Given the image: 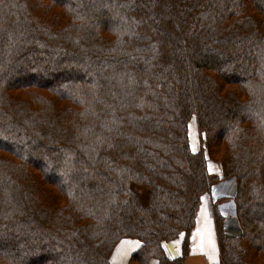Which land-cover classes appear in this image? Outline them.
I'll return each mask as SVG.
<instances>
[{
    "label": "trees",
    "instance_id": "trees-1",
    "mask_svg": "<svg viewBox=\"0 0 264 264\" xmlns=\"http://www.w3.org/2000/svg\"><path fill=\"white\" fill-rule=\"evenodd\" d=\"M229 179L219 264H264V0H0V264H186Z\"/></svg>",
    "mask_w": 264,
    "mask_h": 264
},
{
    "label": "crops",
    "instance_id": "crops-1",
    "mask_svg": "<svg viewBox=\"0 0 264 264\" xmlns=\"http://www.w3.org/2000/svg\"><path fill=\"white\" fill-rule=\"evenodd\" d=\"M218 186L219 185H215L213 188L217 187L215 190V195H217L219 198L227 197L235 192V184H233L232 181L229 186L220 185L219 188ZM216 198L212 193L209 198L207 197L206 205L210 207L209 202L211 204V201ZM206 205H204V199H202V204L197 216V224L190 232V251L186 259V264H219V250L213 213L211 211V207L208 209V207L206 208ZM224 212L227 213L225 221L226 236L228 238H234L241 235V229L238 220L232 213L231 208L227 206ZM199 217L204 220L200 221L201 218ZM210 222H213L214 230L212 229V226H210ZM182 238L183 235L175 242H163V249L165 250L169 259L174 260L181 256ZM141 246L142 244L137 240H122L116 246L111 255V264H130L131 256L136 251H138ZM149 264H157V262L151 261Z\"/></svg>",
    "mask_w": 264,
    "mask_h": 264
},
{
    "label": "rangeland",
    "instance_id": "rangeland-1",
    "mask_svg": "<svg viewBox=\"0 0 264 264\" xmlns=\"http://www.w3.org/2000/svg\"><path fill=\"white\" fill-rule=\"evenodd\" d=\"M189 138H190V143H191V147H192V149H193V151H195V152H197V151H199L200 150V147L202 146V144H203V137L201 136V134L199 133V131H198V128H197V126H196V124H195V122L192 120L191 122H190V124H189ZM209 165H210V167H209V169H210V171H211V173H217V174H220L221 175V165H220V163H215V162H213V161H210L209 160ZM231 181L233 182V184H236V182H235V180L234 179H229V180H225V181H220L218 184H216V185H223V186H225V185H227V186H229V184L231 183ZM219 186H218V188H219ZM132 188H133V190L136 192V194L138 195V197H139V200H140V203L143 205V206H147L148 205V199H149V189L148 188H146V187H143V186H138V185H132ZM216 188L217 187H215V188H213V190H212V193H213V196L216 198V199H214V200H212L211 201V204H210V202H209V206L211 207L212 206V203H214L219 197L217 196V195H215V190H216ZM234 192L232 193V194H230L229 196H227L228 198H229V200L230 199H232L233 197H234ZM209 196H210V194H208L207 196H205V198L203 197V199H204V205H206V200H207V197L209 198ZM225 198V197H224ZM225 204V205H224ZM232 205V201H226V202H224V203H221L220 204V210H221V213H222V215L223 216H227V213L226 212H224L225 211V209H226V207L227 206H231ZM208 206L206 205V208H207ZM210 207H208V209L210 208ZM205 208V207H204ZM204 210V209H203ZM211 213V212H210ZM199 218H201V217H199ZM231 218V217H230ZM201 220H204V219H200V221ZM210 226H212V229L214 230V224H213V222H210ZM208 228H209V226H208ZM119 244V243H118ZM116 248V247H115ZM115 248H114V250H115ZM113 250V251H114ZM113 253V252H112Z\"/></svg>",
    "mask_w": 264,
    "mask_h": 264
},
{
    "label": "bare ground",
    "instance_id": "bare-ground-1",
    "mask_svg": "<svg viewBox=\"0 0 264 264\" xmlns=\"http://www.w3.org/2000/svg\"><path fill=\"white\" fill-rule=\"evenodd\" d=\"M241 222V221H240Z\"/></svg>",
    "mask_w": 264,
    "mask_h": 264
}]
</instances>
